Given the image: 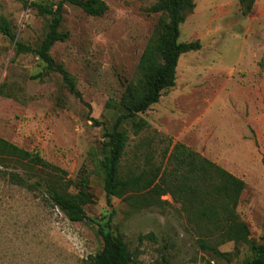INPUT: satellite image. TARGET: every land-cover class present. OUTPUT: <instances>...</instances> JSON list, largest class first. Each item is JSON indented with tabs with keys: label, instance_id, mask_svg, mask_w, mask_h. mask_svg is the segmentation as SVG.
I'll use <instances>...</instances> for the list:
<instances>
[{
	"label": "rangeland",
	"instance_id": "rangeland-1",
	"mask_svg": "<svg viewBox=\"0 0 264 264\" xmlns=\"http://www.w3.org/2000/svg\"><path fill=\"white\" fill-rule=\"evenodd\" d=\"M34 1L0 0V18L11 23L18 41L38 48L50 17L31 7ZM102 1L108 7L100 16L66 2L60 30L70 37L50 51L83 101L36 55L17 56L14 43L0 34V137L39 152L73 181L87 165L93 195L84 206L87 219L71 222L43 194L0 180V264H88L103 247L99 229L123 236L139 264L251 260L254 249L264 245V0H256L249 14L239 0H194L179 42L199 41L200 49L181 55L175 86L135 117L128 116L124 104L131 90L141 89L142 55L167 17L152 11L158 0ZM116 125L130 137L124 176L142 169L146 153L153 152L158 164L172 141L244 180L237 214L249 228L248 241L227 240L223 229L189 216L169 194L153 204L143 193L114 198L110 219L100 163L107 151L106 129ZM142 142L144 149H138ZM150 234L155 241L141 239Z\"/></svg>",
	"mask_w": 264,
	"mask_h": 264
},
{
	"label": "trees",
	"instance_id": "trees-1",
	"mask_svg": "<svg viewBox=\"0 0 264 264\" xmlns=\"http://www.w3.org/2000/svg\"><path fill=\"white\" fill-rule=\"evenodd\" d=\"M66 2L79 7L90 16H100L108 7L102 0H62L59 3L36 0L31 3V7L38 10L40 15L50 17L49 31L40 47L32 48L18 41L11 23L5 17L0 18V34L14 43L17 56L23 53L36 55L45 63L47 71L59 74L69 92L83 101L70 73L63 65H56L50 54L57 42H65L70 37L69 33L60 30ZM239 3L242 12L249 14L253 11L256 0H239ZM194 7V0H158L153 6L152 11L162 13L167 21L163 24L159 37L147 45L142 55L139 65L141 89L131 90V99L124 104L129 117L145 113L157 104L162 92L176 84V70L181 55L200 49L199 41L179 42L180 26ZM118 127L116 125L112 129H106L107 151L100 163L106 202L112 209L110 219L114 215V198H123L130 193H143L146 201L153 204L160 197L169 194L175 202L183 205L189 216H197L223 229L227 240L248 241L249 228L237 214V207L246 189L244 180L185 144H173L172 141L160 153L158 164L154 163L153 152L146 153L142 169L137 168L139 171L132 170L124 176L122 163L130 137ZM145 145L142 142L136 147L144 149ZM9 163L15 164L14 167L11 168ZM21 170L39 177V181L31 182V177H25ZM89 176L87 165H83L78 179L70 180L65 170L47 162L39 152L25 150L0 137V180L30 193L43 194L44 201L58 208L71 222H83L87 219L84 206L91 203L93 197L90 193ZM45 182L50 186L43 190ZM53 183L59 185L60 189L55 188ZM74 186L78 190L75 194L69 192ZM99 235L103 241L102 250L88 264H139L123 236L113 235L103 229H99ZM141 239L155 241L152 234ZM201 246L205 247L203 241ZM153 264L172 263L162 259ZM242 264H264V245L255 248L253 258Z\"/></svg>",
	"mask_w": 264,
	"mask_h": 264
}]
</instances>
